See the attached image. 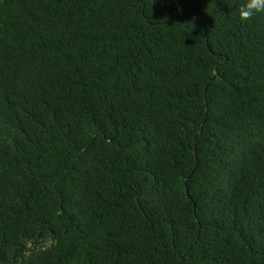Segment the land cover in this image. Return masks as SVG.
<instances>
[{
  "label": "trees",
  "instance_id": "obj_1",
  "mask_svg": "<svg viewBox=\"0 0 264 264\" xmlns=\"http://www.w3.org/2000/svg\"><path fill=\"white\" fill-rule=\"evenodd\" d=\"M242 2L0 0V264H264Z\"/></svg>",
  "mask_w": 264,
  "mask_h": 264
},
{
  "label": "clouds",
  "instance_id": "obj_2",
  "mask_svg": "<svg viewBox=\"0 0 264 264\" xmlns=\"http://www.w3.org/2000/svg\"><path fill=\"white\" fill-rule=\"evenodd\" d=\"M261 12H264V0H243L238 8L237 17L241 23H245Z\"/></svg>",
  "mask_w": 264,
  "mask_h": 264
}]
</instances>
